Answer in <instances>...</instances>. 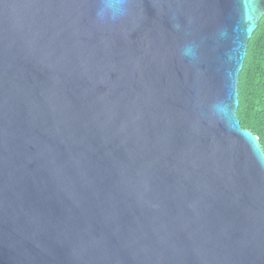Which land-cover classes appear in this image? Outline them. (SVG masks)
I'll list each match as a JSON object with an SVG mask.
<instances>
[{
  "label": "water",
  "instance_id": "obj_1",
  "mask_svg": "<svg viewBox=\"0 0 264 264\" xmlns=\"http://www.w3.org/2000/svg\"><path fill=\"white\" fill-rule=\"evenodd\" d=\"M264 0H0V264H264V149L238 78Z\"/></svg>",
  "mask_w": 264,
  "mask_h": 264
},
{
  "label": "trees",
  "instance_id": "obj_2",
  "mask_svg": "<svg viewBox=\"0 0 264 264\" xmlns=\"http://www.w3.org/2000/svg\"><path fill=\"white\" fill-rule=\"evenodd\" d=\"M240 125L258 136L264 149V14L247 44L238 78Z\"/></svg>",
  "mask_w": 264,
  "mask_h": 264
}]
</instances>
